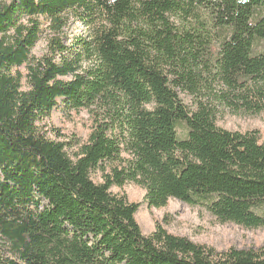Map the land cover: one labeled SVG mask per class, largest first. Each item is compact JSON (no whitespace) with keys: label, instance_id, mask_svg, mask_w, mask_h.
Masks as SVG:
<instances>
[{"label":"trees","instance_id":"trees-1","mask_svg":"<svg viewBox=\"0 0 264 264\" xmlns=\"http://www.w3.org/2000/svg\"><path fill=\"white\" fill-rule=\"evenodd\" d=\"M71 21L86 32L67 43ZM59 104L92 118L70 151L43 128ZM222 109L264 119V0H0V264H264L158 221L144 235L112 191L264 228V137Z\"/></svg>","mask_w":264,"mask_h":264},{"label":"rangeland","instance_id":"rangeland-1","mask_svg":"<svg viewBox=\"0 0 264 264\" xmlns=\"http://www.w3.org/2000/svg\"><path fill=\"white\" fill-rule=\"evenodd\" d=\"M40 21L44 23L43 19ZM85 32L83 24L71 21L64 30L65 41L70 43L72 39L84 35ZM45 41L44 32L31 50V55H43L46 51ZM20 70L25 72L23 67ZM178 95L189 109H195L198 100L196 97L181 91H178ZM91 122L92 118L88 111L82 109L64 112L59 104L45 120L43 128L52 139L66 142V148L70 151L87 138ZM217 125L230 131L256 130L262 138L264 137V119L261 114L222 109L217 115ZM178 135L184 136L179 130ZM112 191L124 193L129 201L139 203L136 219L144 235L150 234L155 228V221H158L168 232L187 237L198 244L211 246L218 252L231 247L237 249L264 247V228L251 229L234 223H221L204 207H190L176 199H170L167 205L160 209L148 208L144 200V190L133 183H125L121 188L113 187Z\"/></svg>","mask_w":264,"mask_h":264}]
</instances>
